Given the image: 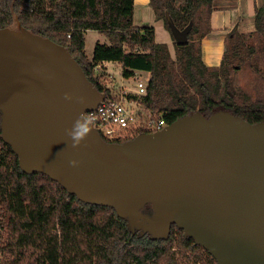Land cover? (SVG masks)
Returning <instances> with one entry per match:
<instances>
[{
    "label": "water",
    "instance_id": "95a60500",
    "mask_svg": "<svg viewBox=\"0 0 264 264\" xmlns=\"http://www.w3.org/2000/svg\"><path fill=\"white\" fill-rule=\"evenodd\" d=\"M168 22L176 43H187L192 24ZM105 95L65 45L22 25L0 28L2 137L24 171L114 207L152 238H168L175 222L218 264H264V121L196 111L121 142L90 122L73 147L76 119L88 121Z\"/></svg>",
    "mask_w": 264,
    "mask_h": 264
},
{
    "label": "trees",
    "instance_id": "16d2710c",
    "mask_svg": "<svg viewBox=\"0 0 264 264\" xmlns=\"http://www.w3.org/2000/svg\"><path fill=\"white\" fill-rule=\"evenodd\" d=\"M150 5L170 32L169 17L180 29L192 24L187 43L174 38L175 57L167 43L155 39L153 24L134 23L135 0H0V28L22 25L65 45L106 94L104 71L96 68L103 61L121 64L125 77L135 69L149 71L140 101L168 124L220 109L264 121V96L240 93L234 79L246 65L264 74V4L256 6L253 31L229 33L219 65L203 58L202 39L213 31V0H150ZM88 30L109 41L96 43L92 58L85 51ZM1 119L0 110V264H218L175 222L168 238H152L132 230L114 207L85 202L44 172L24 171L2 137ZM142 210L151 212V204Z\"/></svg>",
    "mask_w": 264,
    "mask_h": 264
},
{
    "label": "crops",
    "instance_id": "0c3cea01",
    "mask_svg": "<svg viewBox=\"0 0 264 264\" xmlns=\"http://www.w3.org/2000/svg\"><path fill=\"white\" fill-rule=\"evenodd\" d=\"M264 4V0H213V11L210 16V23L213 31L203 37L204 48L203 58L209 65H219L224 54L226 39L233 29L240 32H250L255 29V13L256 6ZM148 14V16H147ZM134 23L137 25L143 23L153 24L155 27V39L159 42L168 44L171 55L175 57V40L163 19H157L150 0H135L134 6ZM93 34L92 38H89ZM85 51L88 57L92 58L96 43H108L107 36L97 30H88L86 32ZM92 41V52H87L88 42ZM120 66L121 77L117 79L119 82L125 78L122 74V66L118 62L103 61L99 64L98 69H102L107 73H112L110 66ZM150 77V72L143 70ZM116 76V73H115Z\"/></svg>",
    "mask_w": 264,
    "mask_h": 264
},
{
    "label": "built area",
    "instance_id": "2783aa9c",
    "mask_svg": "<svg viewBox=\"0 0 264 264\" xmlns=\"http://www.w3.org/2000/svg\"><path fill=\"white\" fill-rule=\"evenodd\" d=\"M148 80L147 73L135 69L130 77L123 78L120 85L104 83L110 92L96 108L86 111L84 117L109 141L165 127L168 122L162 113L144 108L140 101L147 92Z\"/></svg>",
    "mask_w": 264,
    "mask_h": 264
},
{
    "label": "rangeland",
    "instance_id": "374dc122",
    "mask_svg": "<svg viewBox=\"0 0 264 264\" xmlns=\"http://www.w3.org/2000/svg\"><path fill=\"white\" fill-rule=\"evenodd\" d=\"M148 16V14H147ZM229 32L226 34V36ZM93 34H90L89 38H92ZM253 42H257L255 38H251ZM202 46L204 48V39H202ZM92 41L90 40V44L88 42L87 52L91 54L92 48ZM94 52V51H93ZM261 66L264 68V62L261 60ZM120 66H110L112 73H107L104 70V76L102 77V82L105 84H113V85H120L117 79L121 77V70ZM102 70V69H100ZM116 73V76H115ZM235 83L238 86V90L240 93H246L250 95L253 99L258 97L264 96V74L255 71L250 66L246 65L240 67L238 71L234 73ZM123 80V79H122ZM0 153H1V146H0ZM197 264H204V263H197Z\"/></svg>",
    "mask_w": 264,
    "mask_h": 264
},
{
    "label": "clouds",
    "instance_id": "9594fccd",
    "mask_svg": "<svg viewBox=\"0 0 264 264\" xmlns=\"http://www.w3.org/2000/svg\"><path fill=\"white\" fill-rule=\"evenodd\" d=\"M66 98L70 99V97L67 96V94H66ZM82 120H84L82 117H78L75 121V128L71 132L68 133L70 137L72 138L73 147L79 145L81 141L84 140L85 137L88 135V133L91 131L89 127L90 122L86 121L85 123H82L81 122ZM76 163L77 161L75 160L71 161L72 165H76Z\"/></svg>",
    "mask_w": 264,
    "mask_h": 264
}]
</instances>
